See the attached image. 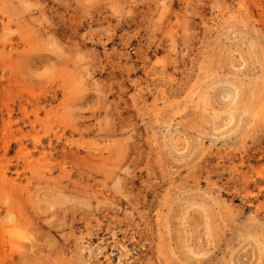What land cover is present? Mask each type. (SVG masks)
Masks as SVG:
<instances>
[{"label": "rangeland", "instance_id": "obj_1", "mask_svg": "<svg viewBox=\"0 0 264 264\" xmlns=\"http://www.w3.org/2000/svg\"><path fill=\"white\" fill-rule=\"evenodd\" d=\"M0 264H264V0H0Z\"/></svg>", "mask_w": 264, "mask_h": 264}]
</instances>
